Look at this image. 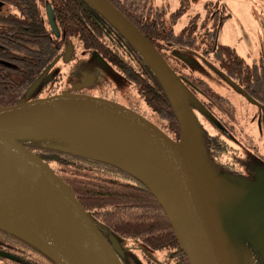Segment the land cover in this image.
Segmentation results:
<instances>
[{"label": "water", "instance_id": "obj_1", "mask_svg": "<svg viewBox=\"0 0 264 264\" xmlns=\"http://www.w3.org/2000/svg\"><path fill=\"white\" fill-rule=\"evenodd\" d=\"M85 1L126 38L155 73L174 109L180 139L172 140L142 115L106 99L67 92L37 98L34 93L45 81L41 76L23 101L0 108V209L16 231L0 229L34 245L55 264H121L117 242L109 245L70 187L20 142L54 139L74 148L75 154L123 169L143 184L163 209L189 264H233L221 204L264 254V190L246 187L235 191L212 172L201 154L190 104L195 98L152 43L115 6L108 0ZM47 12L58 36L49 5ZM179 57L188 63L187 57ZM94 80L85 75L74 89L89 87ZM241 92L249 102L258 104ZM64 126L105 139L109 155L123 165L81 152L65 137L29 132Z\"/></svg>", "mask_w": 264, "mask_h": 264}, {"label": "trees", "instance_id": "obj_2", "mask_svg": "<svg viewBox=\"0 0 264 264\" xmlns=\"http://www.w3.org/2000/svg\"><path fill=\"white\" fill-rule=\"evenodd\" d=\"M79 1L82 4L81 7H78L77 4L74 5V9L67 6L69 14L65 15V25L63 26L65 27L63 29L66 31L67 36H78L87 48L96 49L103 56L104 52H107L104 57L109 58L112 63L124 68L122 71L123 74L132 82L138 95L141 92L147 94V98L144 99L150 117H156L157 120L155 122L170 138L179 140L180 126L177 117L157 76L145 63L139 53L125 42L126 40L119 34L115 27L97 12L98 19L108 26L109 31H107V34L123 41L125 40L124 42L128 46L127 52H129L126 64L129 65V68L121 66L123 60H121L119 51H107L105 46L100 43L99 37L102 35L105 27H101L100 24L96 23V27L93 28L95 31L94 35L91 34V30L86 31L84 25L83 28H80L82 27V19L88 15L85 9L93 10V8L85 0ZM111 3L147 38L161 37L168 39L167 35L165 36L162 32L163 30L156 27L153 23H146L144 27L141 26L140 20L142 15H147V9L144 3L138 0H129L130 7L128 11L123 9L122 6L120 7L119 3L114 0ZM182 12L183 8L178 10L177 13L180 14ZM151 19H154V15H151ZM77 22L81 23L78 24ZM4 35V40L0 41V45H4L6 50L0 49V60L11 62V56L14 53L19 54L22 60L21 62L15 63L17 69L0 64V108L10 107L23 101L29 88L41 77L42 72L48 67L51 59L57 54L56 47L50 46L52 45L50 42L47 49H44L42 53H40V50H34L31 53L27 48H23L19 44L15 43L16 45L14 46L11 41L9 42V39H6L7 34ZM118 39H115V42ZM173 45L178 50L191 47L193 50H198L199 53L204 55L210 53L212 49L211 46L203 48L195 47L193 44L182 40H177ZM60 51L61 49L58 50V52ZM224 52L229 56L233 50L225 47ZM25 61L28 62L25 63ZM236 62L238 64H229V69L226 70L228 72L227 74L233 75L235 79L242 75L245 77L248 76L249 70H242L244 67L243 62L238 61V59H236ZM213 63L208 64L215 66L217 64L220 68V60H213ZM170 64L173 66L176 74H180V77L183 79L191 80L197 87L210 88L209 84L201 78L188 73V67L184 63L179 62L178 66H175L172 62ZM256 72V80L262 85H260V89L257 88V84L254 85L251 95L259 101H264V78L261 72L258 70ZM118 80L120 78L116 77V81ZM183 83L185 82L183 81ZM188 83L183 85L193 92L192 86ZM42 89L41 87L37 89L34 96H44L40 92ZM46 96H50L49 93ZM213 97L214 95H212ZM216 102L213 104L217 105L218 108L220 107V109H216L220 110L224 118H228L230 115V121L227 119L225 123H228L230 129V124L234 123L239 136L245 135L250 138V148H254L256 144L253 145L255 137L252 133L249 135L245 132L242 135L243 131L250 129L252 125L250 119V126L247 125L245 128L247 119L237 114L236 111L239 110L236 107L229 106L226 102L221 101L219 97L216 99ZM144 114L146 115V113ZM237 122L242 124L241 130ZM232 128L234 129L235 127ZM235 136L238 142H240V139L234 133L233 137L235 138ZM258 139H260V136H258ZM20 142L38 157L42 158L57 176L62 178L70 187L78 202L108 242L114 241L120 246L124 245L131 249H141L142 256L148 260L149 264H172L174 255L180 259L181 264H189L187 257L179 246L176 234L158 201L132 175L115 165L59 149L57 146L63 144L58 140L47 139L35 141L21 139ZM213 143L214 152H216L218 149L216 139H213ZM219 147L220 169L224 173V175L220 174V178L226 186L235 191H241L249 187L247 183L250 178L252 179V183H254L253 180L258 178L257 175L259 173L261 174L259 176V182L264 184V163L260 165L257 162V158H253L254 154L252 151L246 150L244 145L241 154L239 150H234L233 147L227 148L224 144ZM215 156L217 155L215 154ZM259 157L261 160L264 158L263 156ZM240 170L244 172L242 176L246 179V182L241 181V175H238ZM248 170L252 172L253 176L245 174ZM221 209L227 227L230 242V256L233 264H264V254L262 251L239 226L224 204H221ZM0 249H25L30 252V262L34 264H55V262L34 245L2 229H0Z\"/></svg>", "mask_w": 264, "mask_h": 264}, {"label": "flooded vegetation", "instance_id": "obj_3", "mask_svg": "<svg viewBox=\"0 0 264 264\" xmlns=\"http://www.w3.org/2000/svg\"><path fill=\"white\" fill-rule=\"evenodd\" d=\"M108 1L111 3L112 0H108ZM114 1L118 2L120 7L122 6L123 9H126L128 11L130 7L129 0H123V1L114 0ZM138 1L144 3L147 9L146 10L147 15H142L141 17L140 20L141 26L144 27L146 23L147 24L153 23L156 27L163 30L162 32L165 34V36L167 35L168 39H164L161 37H156V38L154 37L147 38L146 36L145 37L152 43V45L156 48V50L160 53V55L163 57V59L168 63V65L172 69L173 66L170 64V62H172L175 66H178L179 62H181L179 59L180 58L179 55L182 56L188 55L187 58L190 61V67L188 68L187 72L192 75L198 76L207 84H209L207 79L201 74H199V72L196 70H202V65H201L202 60H205L206 64L211 62L213 63V60H220V68L218 67L217 64L215 68H212L213 70L217 71V73L220 74V76L218 74L217 75L215 74L216 78L217 79L220 78V82L224 81L225 84H228L231 87V89L235 90L242 96L243 100H245L247 104L252 106V108L257 109L258 111L257 115L256 113H249L243 111H236V112L238 115L240 114L239 116L247 119L245 128L247 125L250 126V122L251 124L255 122L254 125L259 126L260 139H258V137L254 138V141L255 139H257L258 143L257 141H255L253 142V145L264 144V113L262 110V108H264V101H259L251 95L252 88L254 85L257 84L258 89H260V85H262L260 82L256 80V75H257L256 71L258 70L259 72H261L264 78V57L260 59L259 63L250 64L244 61L242 58H240L239 54L237 52H234L233 49L231 55L228 56L225 54L224 48L227 46L226 44H223L220 41V32L224 24L223 21L225 20L224 16H222L221 14L223 12L224 5L222 6L220 5V13H219V8L212 11V14L219 13L218 15L216 14L214 16H211L212 14L209 15V17L201 25H197V26L192 25L185 27L179 31H176L174 22L177 20V16H176L177 14L176 12H168L167 10L168 5L166 4L162 6L156 5L153 0H138ZM76 4L78 5V7H81L82 5L79 0H0V41L4 40V36H5L4 34H7L6 39H9V42L11 41V43H13L14 46L16 44H19L23 46V48H27L31 53H33L34 50L37 51L40 50V53H42L44 49H47L49 42L52 44L50 46L56 47L57 54L54 56L53 59H51L48 67L55 65H57L58 67L56 68L55 74L52 77V79L49 80V83H45V85L42 87L43 89L40 92L43 93L44 95H47L49 93L50 96L52 95L54 96L67 92L72 94L98 97L118 104L124 103L122 105L127 106L129 109L137 112L146 119L150 121L157 120L156 117L153 116L148 117L150 116V113H147V109L145 108V103H144L145 102L144 98H147L146 97L147 94L145 92H141L139 94L140 96L138 95V92L136 91L132 82L129 79H127L123 74L122 71L124 68L119 67L118 65L112 63L109 60V58L104 57L106 56L107 52H104V56H103V54L99 53L98 50L87 48L84 45V42L80 41L78 36L77 37L67 36L66 31L63 29L65 28L63 27L65 25V20H64L65 15L69 14V10L67 9V6L72 7L74 9V5ZM48 5L52 9L56 18V24L59 29L58 36L53 31L50 22L48 20V12H47ZM93 10L85 9L88 15H86V18L82 19V23L77 22L78 24L81 23L82 25V27L80 26L79 27L83 28L84 25L85 30L86 31L91 30L92 33L91 32L90 33L92 35L95 34L93 28L96 27V23L100 24L101 27H105V30L103 29L102 35H100L99 37L100 43H102L105 46L107 51H114V50L119 51L121 60H123V64L121 66H126L127 68H129V65L126 64V60L128 59L129 52H127L128 46L125 44V42L129 45L130 43L125 38L124 39L126 41L124 40L125 41L124 42L121 39L108 35L107 34V31H109L108 26L104 24L100 19H98L99 17L96 14L97 11L94 8ZM151 15H154V19H151ZM101 17L104 18L103 16ZM5 30L7 31L5 32ZM115 39L118 40L115 42ZM177 40L189 42L193 44L195 47H199V48L211 46L212 49L211 52L208 53L207 55L201 54L198 52V50H193L191 47H186L182 50L180 49L178 50L174 48L173 45L174 43H176ZM5 48L6 47L4 45H0V49L6 50ZM60 49L61 51L58 52V50ZM189 51H192L195 54H190ZM67 52H69L68 55ZM95 54H97L100 58L95 57L94 56ZM65 55H67L69 58H65ZM85 55L91 58L92 61L90 62V66L91 69L96 68L95 74L82 73L81 75L78 76V74H76L72 70V68L69 69L68 71L66 70V66L68 64L76 61L81 56H85ZM18 57L19 54L14 53L11 56V62L0 60V64L5 63L10 66L9 68L17 69L15 63L21 62L22 60L20 57L19 58ZM28 58L30 59V57ZM236 59H238V61L243 62L244 64V67L242 68L243 71L244 69L249 70L248 76L245 77L244 75H242L241 77L238 76L235 79L233 75L231 76L227 74L228 72L226 70L229 69L228 68L230 66L229 64L237 63ZM26 62L28 61H25V63ZM212 69L209 68V70ZM85 75L94 76L95 77L94 84H92L89 87L75 90L74 88L82 83V79ZM176 75L178 79H180L181 81L183 80L185 83L189 82L188 84L192 86L193 92H191L190 95H193L195 97V100H191L190 103L193 111L195 110L194 106L199 104L198 99L202 101L204 100L203 98L206 99L204 101H207V103H209L208 109L211 110L213 113H214V107L218 108L217 105L213 104V103H217L216 99H218V97L221 98V101L229 104V106L235 107L231 101L230 96H226L221 93H218L211 86L210 88L197 87L191 80L189 81L183 79L182 77H180L181 76L180 74H176ZM226 75H229L232 82L228 80V76ZM64 77L66 78V80H63ZM116 77L120 78V80L116 81ZM65 81H67V85L62 86L61 84ZM185 83L183 84L186 85ZM242 89L245 90V92L248 93L250 97H252L253 100L256 101L258 104H252L251 102H249L248 99L242 94L241 92ZM212 95H214L213 98ZM119 97H121V102ZM207 103L205 104L207 105ZM218 109H220V107ZM218 111L220 112V110ZM144 113H146V115ZM219 117L223 123H225L227 119H229L230 121V115L228 118L227 117L224 118L223 114L220 112ZM240 124H241L240 122H237V125L241 130L242 124L241 125ZM226 129L230 133L234 134V132L230 129L229 126ZM213 139H216V142L218 144V149L216 150L217 153L214 152L212 149V152L214 154L213 155L214 160H216L215 162L216 164L215 163L214 164L217 166V168H214L212 162L208 159V155L210 153L212 154L211 149L209 154L206 150H202V151L206 162H208L218 173H220L219 146L222 144L226 145L227 148L233 146L223 141L221 139L220 134L214 136L212 138V141ZM61 144L63 145L61 146L58 145L57 147L65 151L68 148V146L64 143ZM255 151L256 152H253L254 156H256V154L257 156H263L261 155V152L259 150L258 151L256 150V146H255ZM215 154L217 156H215ZM215 170H212L213 173H215L220 178L219 174ZM118 250L120 251V253H118V258L122 264H149L148 260L145 259L144 256H142L141 254L142 250L139 248L131 249L125 247L124 245L121 246L119 245ZM29 255L30 252L25 249H6V250L0 249V264H34L30 262L31 258L29 257ZM172 264H181V261L177 256L174 255Z\"/></svg>", "mask_w": 264, "mask_h": 264}, {"label": "rangeland", "instance_id": "obj_4", "mask_svg": "<svg viewBox=\"0 0 264 264\" xmlns=\"http://www.w3.org/2000/svg\"><path fill=\"white\" fill-rule=\"evenodd\" d=\"M156 5H168V12H178L181 8H183V12L177 13V20L174 22V26L176 31H179L185 27L192 25H201L205 22V20L212 14V11L219 8L220 13V5H224L223 12L221 13L224 16L225 20L223 21V27L220 32V41L223 44H226L227 47L234 50L239 54V57L242 58L247 63H259L260 59L264 57V0H153ZM218 13V14H219ZM218 15L217 13H213L211 16ZM195 57V56H193ZM202 60V59H201ZM91 58L88 56H81L74 62H71L66 66V70L72 68V70L79 75L82 73H96V68L91 69L90 62ZM211 64H213L211 62ZM202 70H196L204 76L209 86L213 87L218 93H221L226 96H230L232 103L239 111L256 113L258 111L256 108H252L249 104L243 100L242 96L231 89L228 84H225L224 81L220 82V78H216L215 74L219 75L217 71L213 70L211 65L206 64L205 60L201 61ZM58 66H50L48 67L43 76L45 77V82L49 83V80L55 74L56 68ZM211 68L212 70H209ZM78 70V71H77ZM221 72V71H220ZM225 76V75H224ZM63 80H66L64 77ZM230 82L231 79L228 78ZM123 81V80H122ZM67 85V81L61 84ZM203 98V97H202ZM121 101V97H119ZM206 100L205 98H203ZM200 100V105H195L194 112L195 118L198 126L199 132V140L203 143L202 149L206 150L209 154L210 149L214 151V143L212 138L218 134H220L221 139L227 142L229 145H232L235 150H239L240 154L243 151V145L246 150L256 152L255 147L250 148V138L243 135V133L247 132V134L252 135L257 138L259 136V126L254 125L255 122L250 126V129L247 131H243L242 135L239 136L237 127L234 123L230 124L232 131L238 136L240 142H238L237 137H233V134L230 133L226 128H228L227 124L223 123L220 120V112L218 109L214 107L216 112H212L208 109V106L205 104L207 101ZM145 103V102H144ZM145 108L147 109V105L145 103ZM145 111V110H144ZM148 113V111H147ZM224 116V115H223ZM150 117V116H148ZM218 117V118H217ZM241 117V116H240ZM226 126V127H225ZM232 127H235L234 129ZM255 141L258 140L255 139ZM242 145H241V144ZM72 150L74 148L71 147ZM256 150L261 152V155L264 157V144H256ZM207 154V155H208ZM212 154L208 155V159L212 162L213 167L217 168L215 165L216 160H214ZM245 157V156H244ZM241 158V157H240ZM253 158H257V162L260 165H263L264 158L261 160L259 156H254ZM263 161V162H262ZM261 162V163H260ZM215 163V164H214ZM240 165V164H239ZM242 167V165H241ZM243 171L240 170L238 175H241L240 179L242 182H246V179L242 176ZM220 174L224 175L222 170L220 169ZM219 174V175H220ZM253 176L252 172L249 170L245 173ZM259 173L257 175V179L255 178L252 183V179L248 180L247 185L250 189H262L264 190V184L259 182ZM256 177V176H255ZM241 182V183H242Z\"/></svg>", "mask_w": 264, "mask_h": 264}, {"label": "bare ground", "instance_id": "obj_5", "mask_svg": "<svg viewBox=\"0 0 264 264\" xmlns=\"http://www.w3.org/2000/svg\"><path fill=\"white\" fill-rule=\"evenodd\" d=\"M69 126H64L59 129H52L51 131L43 130V129H35L29 132L37 133V134H52L59 137H65L68 142L72 144V146L76 147L79 151L84 152L86 154H91L97 158H101L107 161L115 162L120 165L123 163L118 160V158L109 155L107 152L109 144L105 139L98 140V136L92 133L91 131L86 130H69ZM0 227L10 230L16 231L11 223V220L4 215L3 211L0 209Z\"/></svg>", "mask_w": 264, "mask_h": 264}]
</instances>
